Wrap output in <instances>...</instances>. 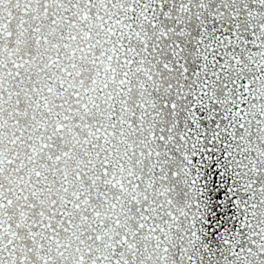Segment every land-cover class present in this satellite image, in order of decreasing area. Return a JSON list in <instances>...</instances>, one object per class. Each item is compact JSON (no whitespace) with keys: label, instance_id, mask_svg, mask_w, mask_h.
<instances>
[{"label":"snow or ice","instance_id":"6c2138e0","mask_svg":"<svg viewBox=\"0 0 264 264\" xmlns=\"http://www.w3.org/2000/svg\"><path fill=\"white\" fill-rule=\"evenodd\" d=\"M0 264H264V0H0Z\"/></svg>","mask_w":264,"mask_h":264}]
</instances>
